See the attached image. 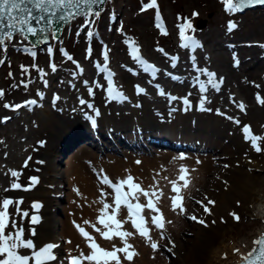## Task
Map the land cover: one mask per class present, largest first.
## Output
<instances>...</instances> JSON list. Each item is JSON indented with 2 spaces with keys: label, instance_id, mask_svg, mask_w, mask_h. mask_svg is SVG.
<instances>
[{
  "label": "bare ground",
  "instance_id": "1",
  "mask_svg": "<svg viewBox=\"0 0 264 264\" xmlns=\"http://www.w3.org/2000/svg\"><path fill=\"white\" fill-rule=\"evenodd\" d=\"M214 5L211 9L214 10V14L210 19L216 20L218 11H216ZM112 15L116 17L114 14ZM202 31L204 33L195 32L194 37L199 45L206 42L208 48L214 51L207 54V56L193 53L191 48L181 47L182 43H179L177 48L173 50L159 47L154 51H150L149 55L146 54L147 60L158 69L156 74L160 77L159 80L163 79V84H158L161 85V88L154 87L155 80L145 74L141 64L125 55H118V45L113 49L112 56L107 54L108 62L103 63L104 60L96 59V62L92 64L94 68L89 67V60L86 61L85 57L82 56L85 61V68L78 64L79 67L76 66V74L73 78L80 74L82 80L88 82L86 86L84 84L78 85L72 80L73 78L69 79L68 77H64L60 80L61 83L55 85V81L62 72L56 74V72L50 70L47 73V79L49 80L47 86H45V82L41 83L39 77L31 73L23 77V81L20 82L16 92L17 97L10 105L17 104L16 101L23 95L26 98V96L33 94L32 96L41 100L42 107H21L24 109L25 114L23 115H21L20 108L18 110L7 108L12 113V116L8 114L9 117L11 116L14 119L10 118L9 125L6 128L1 127L0 130V135H2L0 137V161H5L4 164H0V166H4V172L0 173V192L4 193V198H11L14 201L23 200L19 207L22 211H28L30 214L29 218L23 221L25 239L29 238V229L34 228L36 235L31 238L37 248L48 242H55L60 246V236L52 233L51 230L54 229L57 223L56 217H54L55 199L57 195L60 197L62 190L59 188L65 186L72 189L67 193L68 205L66 210H74V212L67 215L65 220H62L63 235L67 240L68 254L78 256L81 250L85 255L89 254L88 242L79 234L73 224L75 221L76 224L81 225L79 218H82L83 222L85 220L90 221V224L83 226L87 230L93 228L91 225H95L101 231L105 230L98 223L100 202L94 198V193L99 183L92 180L88 173L90 172L89 163L101 169L119 167L145 169L148 174L151 172L147 176L150 179L148 181L152 180L149 185L153 186V178L155 177V180L159 182V188L160 186L163 187L162 199L166 200L175 195L171 191L172 185L169 181L177 180L181 174L179 169L184 166L189 170L187 177L190 184L182 190L183 205L186 212L193 213L195 211V217L197 216L196 210L200 209L201 215L196 219L206 222L207 227L200 225L199 227L204 231L198 229L194 219L191 226H189L184 219L186 212L181 213L179 209L173 211L170 205L164 215L166 224L161 232L163 236L168 238L172 250L175 251L173 257L169 260L161 251L146 248L145 245L140 244L141 238L136 240L133 234L127 238V243L133 246L132 250L138 255L129 262L124 258V254L118 253L121 264H218L219 259L228 253V249H231L232 252L239 249V252L236 251L238 260L234 261L235 263L233 262L236 264L242 260V256L247 255L253 247H256L253 241L264 234V222L256 230L254 229V234H252L254 236L252 237H249L250 232L247 231L239 238L233 232L227 234L226 231H229V228H227L228 217L232 218L233 215L231 214L236 213L239 215V219L242 220L244 210L250 207L254 201L258 202L257 205L260 210V214H255V216L261 217V214L264 213V192H262L264 190V174L257 171L259 167L264 165V160H262L264 158V140L259 142L261 151L257 152L251 146L250 140L245 139L244 132L241 133L240 137L234 125L236 121L245 118L247 122L244 123L250 125V134L264 137V104L258 103L256 98L257 93L261 98H264V47H262L263 54L258 55L259 48L264 44L247 46L241 43L238 44V48L230 47L231 50L236 48V51L220 50V47L223 46L222 38H218L222 32L221 28L215 26ZM258 32L264 37V27L259 28ZM159 49H163V51ZM234 56L240 61L238 67L234 65ZM111 57L112 61L117 60L116 68L117 66H124L118 72L122 79L121 84L124 93L129 97V105L125 101L109 100L108 93L102 91L101 83L96 80L104 74L101 69L105 68V64L107 65L106 73L113 70V67L110 66ZM172 57H178V59L173 61ZM192 57H195L194 61ZM143 59L146 58L143 57ZM173 63L176 64V67H172ZM252 66H255V68ZM61 68H66L64 63L60 66ZM95 68H99L97 72L94 70ZM166 68L179 70V72L174 71L175 74L174 72H168V76L172 77L174 82L165 80L167 77ZM202 69L215 73L217 82L221 77L223 78V83L219 84V91L208 84L209 78ZM84 70H87V73ZM176 74L179 75L177 80L173 77ZM188 74H191L192 77L191 84H188V81H190ZM200 82L205 84L206 92H200ZM25 84H27V88L24 87ZM137 85L144 89L143 93H137ZM256 85H259V87H256ZM89 88L93 91L91 96L88 92ZM161 90L163 93L166 90L169 92L168 95L180 99L182 98L180 94L184 93L190 106L182 103L183 98L181 100L177 99V103L169 100L166 94H159ZM38 93H42L43 96L41 97ZM57 96L59 99L53 103L54 98ZM202 96L207 98L203 105L205 110H201L200 107ZM29 98L31 100L32 97ZM80 99L92 103L93 109L81 105L79 103ZM35 100L39 103L37 99ZM241 102L244 105L243 110L239 107ZM175 103L177 106L174 105ZM174 106L179 107L180 110H176ZM181 106L192 109V112L183 113ZM41 110L43 111L42 114L40 113ZM95 110L99 111V116H95ZM217 110H219V113ZM8 115H3L0 120L2 121L3 117H8ZM88 116L94 117L96 120L95 126L89 121ZM251 120L254 129H252ZM177 126L179 127L177 128ZM166 135L175 138L186 135L184 137L190 138L189 141L200 143L196 147L208 149L212 147V151L199 153L189 148H186V151L161 148L155 157L143 156V164L132 166V158L137 157L132 151L128 152L125 159L126 163L120 164L119 162L122 160L114 154H110L105 161L102 158H97L98 156L93 150L83 144V142L96 143L95 140L100 143L102 138H106L103 144L121 141L130 145H141L145 138L167 142V140H164ZM140 138H143L140 140L141 142L138 141ZM79 139L84 141L79 143L77 142ZM7 140L8 151L5 152L1 144ZM99 148L103 149L102 146H99ZM66 150L69 153L67 162L69 167L66 170L69 175L66 180L67 183H62L55 179V176L58 175L56 162L61 153ZM215 153L220 158H217ZM181 154L185 159H180ZM3 156L6 158H3ZM29 157L31 159H28ZM26 160L28 166L23 167ZM137 160L135 158V162ZM218 161L225 162L227 168H225L226 165L217 167L216 163ZM261 168L264 169V167ZM9 170H17L22 173L16 182H19L23 187H28V177L30 175L36 176L39 174L42 178H48L47 185L39 187L38 181L28 191H5V189L10 188V184L15 179L10 176ZM164 177L169 179H164ZM162 182L164 183L162 184ZM182 183L180 182V184ZM197 192L208 197V200L215 202L214 205L205 203L210 209V214L205 212L203 206L194 207L192 199L196 198L195 194ZM34 202L42 204L38 212L31 208ZM12 208L13 219L16 220L17 227H19L21 220L20 216L16 214V205L13 204ZM33 213L38 214L40 217L39 223L34 225L30 223V217ZM74 216L77 217L74 219ZM243 220L245 221V219ZM40 223L42 224L41 227H39ZM251 225L250 223L249 226ZM186 228L189 229L187 231H191L190 237L183 235ZM152 230L158 231L154 228ZM249 231H251V228ZM161 232L159 233L158 242L161 241ZM97 234L100 235L99 232ZM113 240L117 242L120 241V238ZM237 240L238 242H236ZM121 244V247H123L122 241ZM248 246L249 248L246 249ZM215 247L224 248L223 252L215 254L217 255L216 258H214L215 255L212 252ZM21 251L24 254L29 253L27 249ZM224 252L225 255L223 256ZM59 263H64L63 257L61 260H57V264Z\"/></svg>",
  "mask_w": 264,
  "mask_h": 264
},
{
  "label": "rangeland",
  "instance_id": "2",
  "mask_svg": "<svg viewBox=\"0 0 264 264\" xmlns=\"http://www.w3.org/2000/svg\"><path fill=\"white\" fill-rule=\"evenodd\" d=\"M151 0H107L103 10H101V15L97 18L94 16L86 17V16H80L73 20H71L64 28L63 33L61 36H59V39L56 41L54 40V36H50L49 43L54 42L55 49L50 45H44V44H38L35 48H33V41L28 37L27 40L23 39L19 35H17L14 40L8 45L7 51L3 52L0 51V60L3 61V63H0V90H3L5 92L2 99H0V119L3 115H10L12 116V113L7 110V108L4 107L5 103L11 104L14 102V99L17 97L16 92L18 91V86L20 82L23 81V77L27 75L28 73L32 75H36L40 78L41 83L43 84L45 81L49 82L47 79V73L48 71H52L50 65L55 64L56 65V74L62 72L60 74L59 78L55 81V85L61 83L60 80L64 77H68L69 79H72L74 75L76 74V66L80 64L81 67L85 68V61L82 59V56L85 57V60H89L90 65L89 67L94 68L93 63L96 62V59L98 60H104V55L110 54L112 56L113 49H115L116 45H118L119 50L118 55H125L126 57L133 59L130 55V49L129 44H126L125 41L129 40L130 42H135V46L139 48V55L146 59L148 58L147 55L150 54V51H154L159 47L162 48H169L171 50L176 49L179 43H182V40L180 38L179 34V28L178 25L182 23H186L184 18H188V20L191 22L192 29L189 30L186 29V35L190 34L191 36H194L195 32H203L202 30L207 28H214L215 26H218L221 28L222 32L218 36V38H222L223 40V46L220 47V50H228V51H236L238 48V44L244 43L247 46L250 45H258V44H264V37L258 32L259 28L264 27V5H258L255 8H247L243 11L236 12V13H227L224 10V5L221 2V0H156L159 12H160V24L167 26L168 32L167 34H162V29L160 27H157V18H156V8H150L142 10L143 5L150 3ZM215 4V5H214ZM208 5V6H207ZM213 5L216 7V11L218 13L216 14L217 19H210L213 14L214 10H211ZM210 7V8H208ZM193 13H197V15H193ZM114 14L116 17H113ZM179 17V19H178ZM113 18V19H111ZM232 20L234 21L236 27L231 31H227V25L228 22ZM204 21V24L202 26H199L198 22ZM112 25V26H110ZM111 29V30H110ZM122 29V30H121ZM91 31L93 33V37L89 38L87 33ZM111 31V32H108ZM197 33V34H198ZM207 33V32H205ZM236 45V46H234ZM12 46V49H11ZM244 46V47H247ZM230 47H236L235 49H230ZM51 48L54 50V55L49 54L48 49ZM248 48V47H247ZM24 49H32L36 52L35 58L27 54V52L24 51ZM89 49L91 51H89ZM244 49V48H241ZM170 51V50H169ZM263 49L262 47L259 48L258 55L261 56ZM53 52V51H52ZM157 52V51H156ZM193 53L196 54H204V56L209 53H213L214 51L208 48V44L203 42L200 44L199 47H197ZM64 53H67V55H64ZM147 54V55H146ZM72 56V60L68 59V56ZM117 60L112 61V57L110 60V66L113 67V70L110 72L113 73V83L118 88V90L122 91L124 93V88L122 86V79L119 76V70L123 69L124 66H117L115 67ZM136 61V60H135ZM107 61H103V63H106ZM122 62V61H120ZM119 62V63H120ZM62 63L65 64L66 68H61L60 66ZM82 64V65H81ZM240 64V61H239ZM21 65H24L28 71L23 72L21 69ZM35 65V67H33ZM142 66V65H141ZM201 67H204L202 65H199ZM256 66V65H255ZM255 66H252L255 68ZM79 67V66H78ZM143 67V66H142ZM198 67V66H197ZM100 68V67H99ZM99 68H95L94 70H97ZM39 70H43V76L41 75V72ZM167 70V77L166 81L174 82L172 77L168 76V72H174L179 70H174L172 68H166ZM87 73V70H84ZM53 72V71H52ZM169 72V73H170ZM11 73V75H9ZM104 74L99 79H96L99 83L102 85V91L104 93H107V73L104 71ZM176 72H174L175 74ZM147 76H152L150 72H145ZM178 76V74H176ZM155 78L154 80V87H156L159 83L163 84V79L159 80V76H152ZM188 78L190 81H188V84H191V74H188ZM115 79V80H114ZM72 80L75 81L78 85H85V81L82 80L81 75H77ZM15 85V87H13ZM161 85H159L160 88ZM191 87V86H190ZM95 88V87H94ZM93 88V89H94ZM8 90V92H7ZM96 90V89H95ZM168 91L165 90L164 94L168 95ZM28 94V92H27ZM33 95V94H32ZM29 95L24 98L23 96L19 98L16 102L17 104L24 105L26 101H28L32 97L31 100H35L38 98ZM37 95V94H36ZM182 98H187V96L184 93L180 94ZM166 96V97H167ZM181 98V99H182ZM180 99V100H181ZM34 105H27L25 107H38L41 108V100H38ZM125 101L128 105L130 104L129 97H127V100ZM177 103V101L175 100ZM176 103L174 105H176ZM183 103V102H182ZM16 105V104H15ZM177 106V105H176ZM175 107L176 110H180L179 107ZM182 107V106H181ZM20 108L21 115L25 114L24 109ZM181 111L183 113L192 112V109L189 108H181ZM199 111V110H198ZM42 110L40 113L42 114ZM204 112V111H202ZM8 115V117H9ZM9 118H13V117ZM7 116H4L5 118ZM169 117V116H168ZM14 119V118H13ZM12 119V120H13ZM9 120L6 122H0V130L1 127L6 128L9 125ZM11 120V121H12ZM1 121V120H0ZM244 122H247L245 118H243L241 121L235 122V127L237 129V132L240 134L243 132V129L245 126H249V124H245ZM252 122V120H251ZM253 122L251 123L252 126ZM172 125V124H171ZM175 126V125H172ZM179 126H177L178 128ZM252 129L254 127L252 126ZM3 130V129H2ZM2 135H0L1 137ZM186 135H183V137H173V136H164V140H167V142L159 141V140H149V138H145L141 145H130L125 144L121 141H113L110 143H104L106 138H102V142L100 140V143H98V140L96 143L93 142H83L84 140H77V142L81 143L83 142L84 145L89 147L93 152L98 156L97 158H102L103 160H107V157L110 156V154H114L116 157L120 158L122 161L119 163H126V157L129 151L134 152L137 156V161L141 160V163L135 162V158H132V166L133 165H141L144 163L143 156L148 157H155L158 153V150L161 148H170L173 151H186V148L192 149L199 153H205V152H211L212 147L208 148H200L196 147L197 145H200L198 142L189 141L190 138L184 137ZM168 138V139H167ZM143 138H140L138 141ZM74 140V139H72ZM175 140V141H174ZM249 141V140H247ZM169 142H171L169 144ZM81 144V145H83ZM247 145V143H245ZM2 147H4V151H8V140L1 144ZM76 146V145H75ZM99 146H102L103 149L99 148ZM199 148V149H198ZM135 150V151H133ZM177 152V151H176ZM74 153V152H73ZM216 153H218L216 151ZM215 153V154H216ZM158 156V155H157ZM217 158L218 155L216 154ZM43 157V156H42ZM134 157V156H133ZM3 158H6L3 156ZM142 158V159H141ZM69 159V153L68 150H66L64 153H61L60 158L56 162V171H58V175L55 176L56 180L58 182H66L67 177L69 174H67V168L69 167V164L67 163ZM223 159V158H222ZM2 160V158H1ZM224 160V159H223ZM264 160V158H262ZM5 161H0V164H4ZM264 163V162H263ZM90 172H88L95 182H98L99 185L97 186L96 192L94 193V198L97 199V201H100V199H104L105 202L112 205V208H110L108 211L111 212L112 209L115 207L113 203L114 199V193L112 189L107 186L103 185L100 180L98 179V174L104 175L106 174L110 180L115 183L119 179L126 178L127 175H132L135 178V182L139 183L142 188L145 190H150V183L151 181H148V175L151 174V172L145 170V169H139L136 167H126V168H105L101 169L97 167L96 165H92L89 163ZM225 166V162L216 163V166ZM4 166H0V173L3 171ZM261 167H264L262 165ZM259 167L257 171L263 172L264 169ZM10 168V166H9ZM227 168V165L225 166ZM260 169V170H259ZM100 170H103V173H100ZM138 170V171H137ZM60 172V173H59ZM28 173V172H27ZM165 174V173H164ZM40 175V174H39ZM36 175L35 177H38L39 181V187H43V185H47V179L44 177ZM28 177V176H27ZM33 177L29 176L28 178ZM169 179V178H168ZM172 179V178H171ZM67 183V182H66ZM164 182H162L163 184ZM37 186V187H38ZM23 187V186H22ZM160 188L163 191V187L160 186ZM159 188V189H160ZM59 189H61L60 197L59 195L56 196L54 208L56 209L54 211V217H56V226L53 230H51L52 233L60 236V246L58 250L55 251L57 257L59 260L61 258H64V263L67 264L66 257L69 256L67 251V240L64 237V228L62 225V220L67 217L68 214L74 212V210L67 211V193L69 191H72L69 187H63L61 186ZM101 189H103L104 192L108 193L109 195L107 197H101ZM124 190H128L127 187H125ZM264 192V190H262ZM62 195V196H61ZM196 198L192 199V203L194 207H202L200 203H197L196 201H203L205 204L208 202V197L205 195H202L201 193L197 192L195 194ZM4 198V193L0 192V201ZM34 198V197H33ZM207 198V199H205ZM154 203H156V206L161 210L163 213V220L164 215L166 213V210L171 205L170 199H156V197L153 198ZM133 203H136L137 201L133 200ZM139 203L146 204V198L142 195L140 196V199L138 201ZM257 201H254L252 205L244 210V217L245 221L242 219L239 221L235 220L234 217L230 218L228 217L227 221V228H229L227 234H233L239 238L240 236H243L246 231L250 232V236L252 237L254 235V231L257 229V227H260L264 219L262 216L264 213L261 214V217L255 216L260 214L259 207L257 205ZM99 208H102V204L100 203ZM170 208V207H169ZM12 206L9 208V213L11 215V218H13L12 215ZM67 211V212H66ZM195 212V211H194ZM194 212H186L184 214V219L186 222L191 226V222L193 219H190L189 217L194 216ZM239 212V211H238ZM78 213V210H77ZM197 216L201 215L200 209L197 211ZM34 214V213H33ZM31 214V215H33ZM142 215L146 218L147 224L146 226L150 229V236L151 240H147L143 237H141L138 232L133 228V225L131 223V220L128 219V212L127 208L125 206H121L117 213V219L121 221H126L123 223L122 230L128 231L133 233L138 240L141 238L140 244L145 245L146 248H152L151 243L156 242L159 245L158 250L154 251H161L166 258L169 260L173 257V254H175L174 250H172L171 245L169 244V240L166 236L164 238L160 239L159 241V233L161 232V229H157L153 224L151 217L154 215H158L157 213L153 212L152 210H149L145 208L142 212ZM77 216H74V219ZM264 217V216H263ZM74 221V220H73ZM200 219H194V222H196V225L198 226V229H202L199 227L200 225L203 227H207L206 222L200 223ZM44 223V220L42 221ZM41 222V223H42ZM79 222L82 226H86L83 222L82 218H79ZM245 222V224H244ZM39 224V227H41L42 224ZM248 223V225H247ZM252 224L249 226V224ZM164 220V225H165ZM195 224V223H194ZM45 225V224H44ZM43 227V226H42ZM86 229V227H84ZM152 228L157 229L158 231L155 232L152 230ZM242 228V230H241ZM251 228V231L249 229ZM253 228V229H252ZM164 229V228H163ZM162 229V230H163ZM255 229V230H254ZM186 228L185 232H183L184 236H191V231ZM203 230V229H202ZM201 230V231H202ZM13 231L11 225H9L8 229H6V232ZM90 233L91 236L94 237L95 242L99 244L101 247H103L106 250H112L115 246L116 248H119L122 246L121 239L115 242L113 239H119L118 237H114L111 240H107L102 238L101 235L97 234V231L94 230V228L87 230ZM204 231V230H203ZM202 231V232H203ZM155 237H154V235ZM204 233V232H203ZM156 240V241H155ZM183 240V238H182ZM238 242V240L236 241ZM137 243V242H136ZM249 246L246 248L248 249ZM201 250V249H200ZM221 251H224L223 247H215L213 252V255L220 254ZM228 253L225 255V252L223 254V258L221 257L219 259L218 264H234L238 260V253L236 251H233L231 249L227 250ZM217 255L214 256L216 258ZM235 261V262H234ZM216 262V261H215ZM234 262V263H233ZM53 264H57V261L53 262ZM60 264V263H59Z\"/></svg>",
  "mask_w": 264,
  "mask_h": 264
},
{
  "label": "snow or ice",
  "instance_id": "3",
  "mask_svg": "<svg viewBox=\"0 0 264 264\" xmlns=\"http://www.w3.org/2000/svg\"><path fill=\"white\" fill-rule=\"evenodd\" d=\"M224 5V10L227 13H236L243 11L244 8L248 5H264V0H221ZM105 3V0H0V51L6 52L8 45L14 40V38L19 35L23 39L27 40L29 36L35 37V41H33V48H35L38 44L47 40V36H44L43 41L41 40V36L45 32L52 31V26L54 24L60 25L61 23H68L71 20L80 17V16H94L99 17L101 15L100 11L94 10L93 6L96 8L99 5ZM156 8V18H157V27H160V12L157 5L156 0H151L150 3L144 4L142 10ZM193 15H197V13H193ZM179 19V17H178ZM186 23H182L178 25L180 38L182 40L181 47L183 48H191L193 51L199 47V42L196 40L194 36L186 35V29L193 30L191 22L188 18H184ZM236 27L234 21L230 20L227 25V31L231 32ZM59 30V29H56ZM122 30V29H121ZM162 34H167L166 31L162 32ZM54 35V33H53ZM89 38L93 37V33L89 31L87 33ZM126 44H129L130 55L136 60L139 64H141L144 68L145 72L151 71L155 74L158 69L155 68L154 65L149 64L139 55V48L135 46V42H130L129 40L125 41ZM264 47V45H261ZM163 51V49H159ZM27 54L35 58L36 52L32 49H24ZM89 51H91L89 49ZM49 54H51L52 49H48ZM67 55V53H64ZM69 60H72V56H68ZM108 57L105 53L104 60L107 61ZM178 57H172V60H177ZM193 61L195 57H192ZM234 65L239 66V60L235 56ZM0 63H3L0 60ZM35 67V65H33ZM51 70L55 72L56 65H50ZM172 67H176V64L173 63ZM21 69L23 72H27L28 69L21 65ZM102 71L107 70V65L105 64V68L101 69ZM41 75L43 76V70H39ZM203 72L208 76V84H211L217 91H219V84L223 83V78L219 79V82L215 80L216 74L208 71L207 69H202ZM11 75V73L9 74ZM114 74L111 72L107 73V93L109 100H117L123 101L127 100V96L120 90H118L113 83L112 76ZM197 81L199 82V78L197 77ZM88 82L85 81V84ZM45 86H47V82L45 81ZM15 87V85L13 86ZM27 88V84L24 85ZM159 88V85L156 86ZM259 87V85H256ZM200 92H206L207 89L203 82L199 83ZM137 93H143L144 89L140 86H136ZM89 95H93V91L91 88L88 89ZM159 94L163 95L164 93L161 91ZM41 97L43 96L42 93H38ZM4 96L3 90H0V99ZM257 102L260 104H264V98H261L259 93H257ZM59 97H55V100H58ZM168 99L171 101H175L180 99L176 96L169 95ZM207 98L201 97L200 98V107L201 110H205L203 108L204 102ZM183 104L186 106H190L189 100L185 97L182 100ZM36 100H29L26 101L24 105L16 104L10 105L8 103L4 104L5 108H11L12 110H18L21 107L27 105H34L36 104ZM79 103L81 105H86L87 108L93 109V104L89 103L84 99H80ZM239 107L241 110L244 109V105L241 102ZM219 113V110H217ZM99 111L95 110V116H99ZM89 121L92 123L93 126L96 124V120L93 116L87 117ZM9 117L3 118L0 122H6ZM231 119V117H229ZM245 134V139L250 140L251 146L254 148L255 151L260 152L261 147L259 146V142L264 140V137L259 135H251L250 134V127L245 126L243 129ZM7 155V154H5ZM28 159H31L30 157ZM180 159H185L183 154H181ZM137 163H141L137 161ZM28 166V161L24 162L23 167ZM188 169L184 166H181L179 172L181 173L177 180L169 181L172 185L171 191L175 193V195L171 196L169 199L171 200L172 210L176 211L179 209L181 213L186 212V209L183 205L184 197L182 195V190L186 189L189 184L190 180L187 177ZM100 173H103V170H100ZM9 174L12 178H15L14 181L10 184V188L5 189V191L9 190H24L28 191L31 190V187H34L36 183H38V178L33 176L29 178V185L28 187H22L19 180L22 173L17 170H9ZM159 175V173H157ZM98 179L103 185L109 186L113 193L114 199L113 203L115 207L112 209L111 212L108 210L112 208V205L105 202L104 199H100V203L102 204V208L99 209V216H98V223L103 226L105 229L101 231L100 228H96L95 225H91L95 231L99 232L102 238L111 240L114 237H118L123 242L124 246L116 248L113 247L112 250H106L101 247L99 244L95 242L93 236L90 235L86 229L81 226L80 224H76L75 221L73 222L74 227L77 228L79 234L85 238L88 242V247L90 249L89 254L85 255L81 250L78 256L69 255L66 257L67 264H121L120 256L118 253L124 254V258L131 262L133 258L138 255L134 250H132L133 246L127 243V238L132 236L133 233L122 230L123 223L126 221H121L117 219V213L120 207L123 205L127 208L128 212V219L131 220L133 228L138 232V234L147 239L151 240L150 236V229L146 226L147 221L146 218L142 215V212L145 208L152 210L153 212L157 213L158 215H154L151 217L152 224L157 229L164 228V221H163V213L161 210L156 206L154 203L153 197L156 199H160L163 196L162 189H159V182L154 179L153 186H150V190H145L139 183L135 182V178L132 175H127L126 178L119 179L117 182L113 183L110 178L104 174H98ZM164 179H168L164 177ZM180 182H183L180 184ZM125 187H127V191H125ZM78 191V190H77ZM109 194L104 192L101 189V197H107ZM146 198V204L139 203L140 196ZM207 199V198H205ZM137 201L133 203L132 201ZM200 203L203 207L205 212L210 214V209L203 201H196ZM23 203L22 199L13 200L11 198H3L0 201V264H53V262L58 260V257L55 253V249L59 247V245L55 242H48L44 245L37 248L34 240L31 237L36 235L35 229H29V238H24V224L23 221L26 218H29L28 211H22L19 207L20 204ZM208 204H213L214 201L208 200ZM13 204L16 205V214L20 216V226L17 227V222L15 219L11 218L9 213V208ZM42 207V204L38 202H34L31 205L32 209H35L37 212ZM234 219L239 221V215L236 213H232ZM190 219H196L195 216L189 217ZM40 217L38 214H33L30 217V223L36 224L39 223ZM200 223H204L203 220L199 221ZM85 225L90 224V221L85 220ZM9 225H11L13 231L6 232ZM161 238L163 239V233L161 232ZM171 243V241H170ZM253 243L257 247H253L251 251L247 253V255L242 256L241 259L243 264H264V234L254 240ZM79 247V246H78ZM151 247L153 250H158L159 245L156 242L151 243ZM22 249L29 250L28 254L22 253ZM239 252V249H236Z\"/></svg>",
  "mask_w": 264,
  "mask_h": 264
},
{
  "label": "water",
  "instance_id": "4",
  "mask_svg": "<svg viewBox=\"0 0 264 264\" xmlns=\"http://www.w3.org/2000/svg\"><path fill=\"white\" fill-rule=\"evenodd\" d=\"M106 1L107 0H105V3H106ZM105 3H103V4H101V5H99V7L98 8H96V6H93L94 7V10H102L103 8H104V5H105ZM256 6H258V5H248V6H246L244 9H247V8H255ZM69 23V22H68ZM68 23H61L60 25H56V24H54L53 26H52V31H49V32H45L42 36H41V40L43 41V39H44V36H47V40L46 41H44V42H42V43H40V44H44V43H47L48 42V40H50V33H54V36L55 37H59L62 33H63V31H64V28H65V26L68 24ZM198 24H199V26H202L203 24H204V21H199L198 22ZM56 29H59V30H56ZM29 38L32 40V41H35V37H31V36H29ZM257 247V246H256ZM236 264H243V261H240V262H238V263H236Z\"/></svg>",
  "mask_w": 264,
  "mask_h": 264
}]
</instances>
